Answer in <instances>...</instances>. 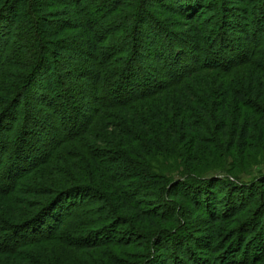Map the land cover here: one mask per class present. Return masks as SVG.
<instances>
[{"label":"trees","instance_id":"trees-1","mask_svg":"<svg viewBox=\"0 0 264 264\" xmlns=\"http://www.w3.org/2000/svg\"><path fill=\"white\" fill-rule=\"evenodd\" d=\"M258 137L264 0H0V264H264Z\"/></svg>","mask_w":264,"mask_h":264},{"label":"rangeland","instance_id":"rangeland-1","mask_svg":"<svg viewBox=\"0 0 264 264\" xmlns=\"http://www.w3.org/2000/svg\"><path fill=\"white\" fill-rule=\"evenodd\" d=\"M208 17V15L206 16ZM214 19V18H213ZM213 19H211L213 21ZM210 20V21H211ZM213 23H216L214 21ZM215 26V24H214ZM187 145H183L182 147L185 148ZM180 148L181 150L183 148ZM212 155V153H210ZM8 151L4 155V161L3 164H6L9 162V157H8ZM231 155V154H230ZM227 159L224 161L226 164L227 170H229V165L230 168L232 167L234 170L230 171L229 175H239L240 180L245 183V184H250L253 183L259 179L264 178V142L261 140V138H257L255 141L252 143L250 142V145L248 147L243 148L239 152H235L232 156H227ZM240 169V171H238ZM184 172V171H180ZM179 175V172H175L173 176ZM228 174H225L220 171H217L216 173H211L209 176L211 178L219 176V177H224ZM222 199V198H220ZM223 200L227 201V196ZM191 207V206H190ZM188 214L192 217V222L191 225L189 226L191 230H186L189 231V233H194L199 236L205 235L208 232H201L205 228L203 226L205 225L203 221H201V216H202V211H198L197 208L191 207L190 210H188ZM202 233V234H200ZM185 234V232H184ZM209 235V234H208ZM208 237V236H207Z\"/></svg>","mask_w":264,"mask_h":264}]
</instances>
